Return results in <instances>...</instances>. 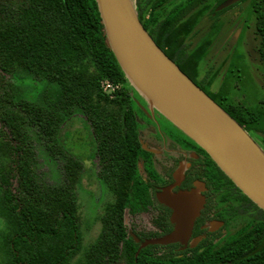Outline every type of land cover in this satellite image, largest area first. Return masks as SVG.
Instances as JSON below:
<instances>
[{
    "label": "trees",
    "instance_id": "1",
    "mask_svg": "<svg viewBox=\"0 0 264 264\" xmlns=\"http://www.w3.org/2000/svg\"><path fill=\"white\" fill-rule=\"evenodd\" d=\"M224 1L134 0L140 22L165 53L176 26L193 15L196 24L211 16V35L219 32L217 23L226 10L215 12V8ZM249 12L264 67V0H249ZM211 43L209 36L194 49L173 46L172 54H166L196 82ZM18 73L23 82L29 79L41 90L33 94L23 83L16 84ZM103 80L120 85L113 98L102 92ZM196 84L245 130L264 134L263 107L230 103L228 95L222 103L206 83ZM133 92L107 44L95 0H0V219L4 221L0 264H71L82 248L74 186L83 177L85 164L66 150L67 123L78 114L88 125L99 183L105 165L109 172L104 179L109 174L114 181L129 177L140 150L138 126L128 105ZM38 142L50 159H61L60 182L52 183L41 174ZM210 162L217 177L212 189L225 185L227 192L228 186L240 202L239 210L232 206V216L249 214L233 223L230 242L217 253L230 261L224 264H264V211ZM121 180L120 191L126 195L130 180ZM113 208L109 204L100 217L104 230L84 249L81 264H103L106 256L118 255L109 226L116 232L122 222ZM127 248L126 254L134 255L137 247L123 249Z\"/></svg>",
    "mask_w": 264,
    "mask_h": 264
},
{
    "label": "flooded vegetation",
    "instance_id": "2",
    "mask_svg": "<svg viewBox=\"0 0 264 264\" xmlns=\"http://www.w3.org/2000/svg\"><path fill=\"white\" fill-rule=\"evenodd\" d=\"M237 4L238 2L223 10L226 13ZM205 17L211 20V16ZM212 18H215L214 13ZM206 31H212L211 27ZM128 105L132 108V115L138 126L139 158L136 157V169L134 168L129 177L125 174L114 181L109 174V178L104 179L108 168L105 165L101 169V199L105 204L104 211L113 203V213L122 222L116 232L109 226L114 235L111 244H118L119 253L113 257L106 256L103 264L229 263L226 256L217 252L230 242L232 228H236L233 223L247 218L249 214L232 216V206H237L239 210L240 202L234 200L230 187L226 185L227 192H224L225 185L221 186L224 188L222 190L212 189L211 182L217 184L216 172L210 162L211 157L202 148L162 114L150 110L143 99L132 95ZM257 105L260 106V103ZM233 113L236 114L235 111ZM243 126L246 124L243 123ZM247 132L264 152V134L260 131ZM123 177L130 180L126 195L120 191ZM197 183H203V188L199 190L203 207L188 237L167 244H145L175 230L170 219L171 209L158 200V194L168 188L173 193L190 191L197 189ZM121 188L126 189L124 186ZM121 199L124 201L120 202ZM103 230L101 223V234ZM122 235L123 239L117 238ZM130 245L137 247L134 255L126 254L128 248L123 249ZM146 249L148 251L139 256V252Z\"/></svg>",
    "mask_w": 264,
    "mask_h": 264
},
{
    "label": "water",
    "instance_id": "3",
    "mask_svg": "<svg viewBox=\"0 0 264 264\" xmlns=\"http://www.w3.org/2000/svg\"><path fill=\"white\" fill-rule=\"evenodd\" d=\"M109 45L132 88L150 110H156L202 148L219 169L264 211V152L248 132L207 95L155 43L138 18L134 0H95ZM240 0H225L223 10ZM197 189L158 200L171 209L175 230L145 244H167L187 238L203 207ZM144 244V245H145Z\"/></svg>",
    "mask_w": 264,
    "mask_h": 264
},
{
    "label": "rangeland",
    "instance_id": "4",
    "mask_svg": "<svg viewBox=\"0 0 264 264\" xmlns=\"http://www.w3.org/2000/svg\"><path fill=\"white\" fill-rule=\"evenodd\" d=\"M210 24V18L206 17L196 24L194 15L182 21L167 40L166 53L171 55L173 46L177 48L181 45H191L189 50L194 49L210 36L212 43L199 64L196 82L206 83L212 93L219 94L222 103V98L228 95L230 103H245L248 106H259L257 104L260 103L264 113V67L256 51L258 40L254 17L249 12V0H240L235 7L224 13L217 23L221 30L214 32V35H211V31H206ZM210 76L212 83L209 82ZM16 78L19 79H15L16 84L23 83L27 91L33 94L41 90L38 83L32 84L29 79L23 82L19 73ZM222 89L228 94L223 95L220 92ZM136 93L133 92L132 95L141 98ZM66 130L69 132L66 150L82 159L85 164L84 175L74 186L82 248L71 264H81L84 249L95 242L101 232L100 217L103 215L105 204L101 199V182L99 183L96 177L97 168L93 165L96 161H92L95 144L89 135L88 125L76 114L67 123ZM37 146L41 174L52 183L60 182L61 159H50L39 142ZM3 227L4 221L0 219V230ZM234 230L233 227L232 231Z\"/></svg>",
    "mask_w": 264,
    "mask_h": 264
},
{
    "label": "built area",
    "instance_id": "5",
    "mask_svg": "<svg viewBox=\"0 0 264 264\" xmlns=\"http://www.w3.org/2000/svg\"><path fill=\"white\" fill-rule=\"evenodd\" d=\"M100 85H101L102 92L107 94L109 98H113L116 91L120 89L119 84H115L109 80H103Z\"/></svg>",
    "mask_w": 264,
    "mask_h": 264
}]
</instances>
